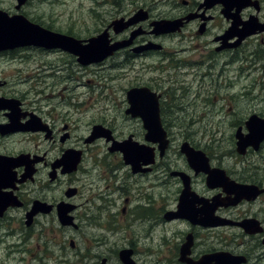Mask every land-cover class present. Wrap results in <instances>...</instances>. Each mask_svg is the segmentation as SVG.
Instances as JSON below:
<instances>
[{
	"label": "flooded vegetation",
	"instance_id": "obj_1",
	"mask_svg": "<svg viewBox=\"0 0 264 264\" xmlns=\"http://www.w3.org/2000/svg\"><path fill=\"white\" fill-rule=\"evenodd\" d=\"M254 1L261 3L259 9H242L238 29H242L243 23L252 16L264 23V0ZM175 2L183 6L172 18L182 19L179 31L155 33L149 23L156 20L152 5L121 17L130 19L144 9L148 11L149 22L134 25L121 35L110 30V37L111 31L118 35L117 39L111 37L113 42L128 40L134 36L137 27L141 33L134 36L129 47L109 58L123 53L121 63L123 66L130 63L131 67L141 57L158 55L160 60L158 65H142L144 70L155 73L144 87L159 97L160 118L169 144L161 151L160 143L146 141L143 121L137 118L141 121L144 139L140 142L134 135L130 137L150 148L154 160L148 165L141 162V171L134 173L122 153L111 152L113 142H107L106 138L89 143L90 134L81 139L83 143L72 141L68 123L61 129L55 123L59 119L66 121L71 111L62 110L63 105L45 103L44 92L35 94L29 105L24 96L0 98L19 102L17 123L21 128L5 135L0 132V141L18 135L39 136L38 142L18 150L1 143L0 157L12 160L6 161L7 166L0 158V264H162L159 258L161 261L167 259L170 264L206 261L216 264L221 255L227 257L229 264H264V205L260 204L264 202V191L254 199L243 198L235 205H221L212 212L217 198L221 203L228 202L224 199L237 200L229 187L219 185L223 180L264 190L263 168L253 161H243L250 154L261 153L264 141L258 149L248 147L242 154L238 152L236 138L239 130L243 135L250 133L247 122L252 116L264 119V31L235 45L238 37H224L233 26V19L227 15L236 14V8L228 11L222 3L203 6L207 0ZM24 6L16 11L25 16ZM212 33L211 40L205 38ZM170 39L173 47L166 43ZM193 41L196 46H191ZM254 43L258 44L250 46ZM5 54H15V51L0 52V57ZM245 81L249 83L245 84ZM241 82H244L242 90L232 93L230 89ZM62 102H72L70 105L76 110L80 107L73 100ZM232 102H235L234 106L229 109ZM242 111V117H239ZM1 112L5 120L0 126L10 125L12 119L8 115L11 111L1 109ZM106 128L111 130L115 140H127H119L113 128ZM203 130L211 135L235 130L233 151L240 157H236L233 167L225 165L228 154L216 152L220 150L214 144L205 149L194 144L193 136ZM175 135L180 140L177 153L174 152L176 158L172 159L170 150L175 144ZM99 140H105L108 148L105 159L93 153V146ZM213 140L217 141V138L213 136ZM57 142H60L59 146ZM189 149L201 152L203 156L189 159ZM233 154L231 152V157ZM63 158L70 164L68 169L55 167ZM76 160V170L70 171ZM171 186L175 187L172 192L175 201L169 208L165 206L164 196ZM184 197L196 223L187 218L166 219L168 213L180 212ZM62 204L70 209L64 223L61 219L64 210L61 211L65 207H60ZM149 219L160 222V228H156L160 231H163L164 223L185 228L179 232V240L172 251L164 238L155 249L140 250L144 240L153 238L154 228L147 226ZM225 221L228 223H222ZM214 222L215 226H211ZM56 223L59 228L55 227ZM213 240L221 246H214ZM151 258L157 262L148 261Z\"/></svg>",
	"mask_w": 264,
	"mask_h": 264
},
{
	"label": "rangeland",
	"instance_id": "obj_2",
	"mask_svg": "<svg viewBox=\"0 0 264 264\" xmlns=\"http://www.w3.org/2000/svg\"><path fill=\"white\" fill-rule=\"evenodd\" d=\"M175 1L178 0H123L122 5L118 6L114 4V0H31V2H26L25 6L23 5L22 11L31 21H35L45 28L73 35L79 39H87L102 33L112 22L122 19L121 17L128 16L130 13L133 14L137 8L145 5L154 7L152 15L156 19L155 21L173 20L172 18L178 15L180 9H183V6L176 5L178 2ZM17 5L18 3L13 0H0V9L11 15L19 14L15 8ZM146 12L148 13V11ZM262 14H264V2ZM150 20L148 18L140 23ZM153 22H149L150 26ZM137 30L139 27L134 31ZM213 35L214 33L209 34L205 38L211 40ZM117 36L111 31V37L117 39ZM251 41L253 42L254 39ZM166 43L170 47L174 46L171 39L166 40ZM257 44L254 43L250 46L255 47ZM191 46H196L195 41ZM14 51L15 54H5L0 57V98L17 99L24 96L26 104L29 105L33 103L35 94L44 92L43 95L47 96L45 103L60 107L63 105L62 110L71 111L66 121L59 119L55 123L60 129L68 123V132L72 136V141L83 143L81 139L90 135L96 125L113 128L119 140L128 139L132 134L136 140L143 141L141 121L126 113L129 108L127 92L133 87L144 86L147 81L155 77V73L148 72L146 68L144 70L142 65H158L160 63L158 55L137 58L136 65L133 64L134 67H131L130 63L123 66L121 63L124 61L123 53L99 64L81 66L76 61V57L60 49L46 50L26 47L16 48ZM231 76L233 78V74ZM243 83H239L236 88H231L230 91L232 90L231 92L234 94L239 93L243 88ZM246 83L248 84L249 81H245ZM63 100H73V103L80 107L78 110L73 109L70 105L72 102L68 104L62 102ZM234 103H229V109L234 106ZM242 113L243 111L240 112L241 116L239 117H242ZM4 120L5 117L1 112L0 122ZM234 133L235 130L234 132L231 130L228 133L211 135L210 132L203 130L193 136V141L202 149L214 144V147L220 150L216 152L228 154L224 160L225 165L233 167L236 157H240L233 151L236 147ZM213 136L217 138V141L213 140ZM174 139L176 140L175 144L170 150L172 159L176 158L174 152L177 153L180 140L177 135L174 136ZM38 141L39 136L37 135H18L10 140L0 141V147L1 143H4L5 146L9 145L8 147H15L18 150ZM56 145L59 146L60 142H57ZM93 149V153H97L100 159L107 158V154H109L105 140L96 141ZM231 152L234 153L232 157ZM256 154H250L243 158V161H253L264 171V150L261 153L256 152ZM173 190L175 187L171 186L164 196L165 206L169 208L173 207L175 201ZM260 204L264 205V202L262 201ZM148 221V228H154L153 238L144 240L140 250L155 249L164 238L172 251L175 243L179 240V232L184 231L185 228L174 223H164L163 231H160L156 229L160 228L159 221L151 219ZM55 227L59 228V225L57 224ZM227 231L238 232L235 229H227ZM213 241L214 246H221L217 241ZM167 252L169 250H166ZM148 261L155 263L157 259L151 258ZM159 261L162 264H170L167 259L161 261L159 258Z\"/></svg>",
	"mask_w": 264,
	"mask_h": 264
},
{
	"label": "water",
	"instance_id": "obj_3",
	"mask_svg": "<svg viewBox=\"0 0 264 264\" xmlns=\"http://www.w3.org/2000/svg\"><path fill=\"white\" fill-rule=\"evenodd\" d=\"M17 1V10H19L27 2V0ZM209 1L212 0H207V2H205L203 6L210 7L211 5L222 3L228 11L236 8V14L234 13L227 15V17L233 19V26L229 31H227V37H224V39L238 37V40L235 44L238 45L247 37L254 35L257 32L264 31V23H259L258 18L255 16H252L248 21H245L243 23L242 29H238L239 25L241 24V22H239V14L241 13L242 9L246 7H255L259 9L260 2H252V0H235L241 2H230V0H227L229 2H227L226 0H217L223 2ZM223 13L226 12L223 11ZM148 18V13L144 9H141L134 17L128 20L119 19L112 22L102 33L96 36H92L88 39H79L73 35L55 32L53 30L45 28L38 23L32 22L23 14H15L11 16L6 11L0 10V52L24 47H36L46 50L60 49L75 56L78 63L82 66L99 64L114 55V53H116L117 51L129 47L133 43V40L135 38L134 36L141 33V30L139 29L134 33V36L132 35V37L128 40L113 42L110 37V30H112L116 34H119L142 21H146ZM182 25V19H163L154 21L151 24V26L154 28V32L157 34L174 33L176 31H179ZM127 101L129 104V108L127 109L126 113L133 118H140L143 121L144 128L146 130V141L160 143L161 145L159 146V149H161V151L166 149L169 144V140L167 138V133L162 126L159 111V97L157 93L144 86L133 87L127 92ZM1 109H9L11 113L8 116H10L12 119V123L10 125L0 126L1 134L5 135L13 130L20 131L21 128L17 123L19 115V102L16 100H0V110ZM247 127L250 130V133H248L247 135H243L240 130L236 133V138L238 141V152L242 154L245 153L248 147L258 149L259 145L264 141V119H259L257 116H252L247 122ZM102 138H106L107 142H113L112 147H110V151H118L122 153L125 163L131 165L134 173L141 171V162L144 163V165L152 164L154 162V160H152V154L149 150L150 148L148 149L146 145L135 142L131 137L130 139H127L123 142H119L114 139L111 130L102 125H96L93 127L92 133L87 142L90 143ZM189 150L191 152H187L189 159L192 158V156L195 158L196 155L203 156V153L201 152H195L192 149ZM0 158L4 159L5 164L6 161L8 162V160H12L8 157ZM77 161L78 160L73 162L70 171L76 170V166L78 164ZM6 165L9 166V164ZM62 166H64L65 169H68L70 167V164L69 162H67L66 158L61 159L55 164V167ZM142 170L147 171V169ZM210 181L211 179L209 178L208 182ZM219 183V185L229 187L230 191L235 193L237 200L229 201V199H224V201L228 202L221 203L218 202L219 199L217 198L215 199L216 204L213 206L212 212L215 211L216 207H219L221 205H235L237 201H240L243 198L254 199L264 191L254 185L236 184L231 183L227 180H223ZM187 192L188 191L186 190L185 194H187ZM182 201L185 202H181L180 212L168 213L166 219L173 220L175 218H187L193 223H196L195 215L193 214V216L190 213V210L186 207V197H184V200L182 199ZM60 207H65V209H62L61 211L62 213L64 210L63 216L61 217L63 222V220H66L67 212L70 209L68 210L66 208L67 205L65 204H62ZM212 217L214 218V216ZM29 218L31 219L32 215H30ZM222 223L226 224L228 222L225 221ZM215 224L216 223L214 222L211 226H215ZM225 255L229 256L228 254ZM196 264H208V261L203 263L199 262ZM216 264H229V262L227 257L224 258L221 255L219 263Z\"/></svg>",
	"mask_w": 264,
	"mask_h": 264
},
{
	"label": "trees",
	"instance_id": "obj_4",
	"mask_svg": "<svg viewBox=\"0 0 264 264\" xmlns=\"http://www.w3.org/2000/svg\"><path fill=\"white\" fill-rule=\"evenodd\" d=\"M123 0H114V4L121 6ZM72 34V32H70Z\"/></svg>",
	"mask_w": 264,
	"mask_h": 264
},
{
	"label": "bare ground",
	"instance_id": "obj_5",
	"mask_svg": "<svg viewBox=\"0 0 264 264\" xmlns=\"http://www.w3.org/2000/svg\"><path fill=\"white\" fill-rule=\"evenodd\" d=\"M122 174V173H121Z\"/></svg>",
	"mask_w": 264,
	"mask_h": 264
}]
</instances>
